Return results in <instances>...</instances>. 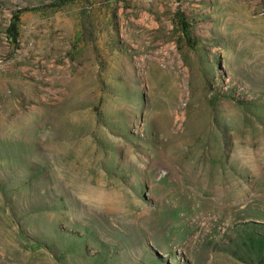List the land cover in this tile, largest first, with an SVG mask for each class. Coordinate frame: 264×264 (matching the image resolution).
Segmentation results:
<instances>
[{
  "label": "rangeland",
  "instance_id": "1",
  "mask_svg": "<svg viewBox=\"0 0 264 264\" xmlns=\"http://www.w3.org/2000/svg\"><path fill=\"white\" fill-rule=\"evenodd\" d=\"M0 264H264V0H0Z\"/></svg>",
  "mask_w": 264,
  "mask_h": 264
},
{
  "label": "bare ground",
  "instance_id": "2",
  "mask_svg": "<svg viewBox=\"0 0 264 264\" xmlns=\"http://www.w3.org/2000/svg\"><path fill=\"white\" fill-rule=\"evenodd\" d=\"M180 117V116H179ZM175 118V117H174ZM176 118H178V117H176ZM181 120V119H180ZM175 121H177V120H175ZM179 129V128H178ZM107 198H109V195H107V194H105L104 193V199H107Z\"/></svg>",
  "mask_w": 264,
  "mask_h": 264
}]
</instances>
